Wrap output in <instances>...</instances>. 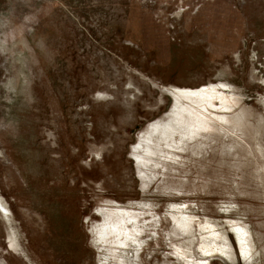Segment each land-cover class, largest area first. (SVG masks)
I'll list each match as a JSON object with an SVG mask.
<instances>
[{
    "label": "rangeland",
    "instance_id": "obj_1",
    "mask_svg": "<svg viewBox=\"0 0 264 264\" xmlns=\"http://www.w3.org/2000/svg\"><path fill=\"white\" fill-rule=\"evenodd\" d=\"M0 197V264H264V0H0Z\"/></svg>",
    "mask_w": 264,
    "mask_h": 264
},
{
    "label": "bare ground",
    "instance_id": "obj_2",
    "mask_svg": "<svg viewBox=\"0 0 264 264\" xmlns=\"http://www.w3.org/2000/svg\"><path fill=\"white\" fill-rule=\"evenodd\" d=\"M175 89L177 90L176 94L179 95V96H182L184 98H197V99L211 100V99L215 98V95H216V92L213 90V88L209 87V86H203V87L194 88V89L193 88H178V87H175ZM175 89H171V92L175 93ZM0 210L3 211V212H7L8 211V208L4 204V202L1 200V197H0ZM179 213H181V215H180L181 218H176L177 217L176 214H173V217L176 219V225L180 228V230L182 232H187L193 226V224H192L193 223V216L186 215L183 210H179ZM5 215H6V213H5ZM200 227L203 230H205V231L208 230L207 233L209 234V235L201 234L202 235V237H201L202 239H200L199 242L201 244L202 252H204L205 250H208L209 246H212V248L214 250L215 249L214 245H216V240H217L215 238H217V237H214V235H216V232H214V230H213V225L200 223ZM232 228L234 229V232H235V234L237 236V239H239V241H240L239 246H240L241 252L243 253V255L247 256V254L249 253L251 244H249V242H248L249 234H248V231H247L246 227L245 226L236 225L234 227L232 226ZM95 236H96L95 240H97L99 245H101L100 247H102V244L105 242V238H106V230L104 228L96 229ZM175 253L178 256L184 257V258L187 259L186 250H184V248L182 246L176 247V252ZM187 260H189V259H187Z\"/></svg>",
    "mask_w": 264,
    "mask_h": 264
},
{
    "label": "snow or ice",
    "instance_id": "obj_3",
    "mask_svg": "<svg viewBox=\"0 0 264 264\" xmlns=\"http://www.w3.org/2000/svg\"><path fill=\"white\" fill-rule=\"evenodd\" d=\"M239 243H240V241H239V239H237V244L239 245ZM241 255H243V253H241Z\"/></svg>",
    "mask_w": 264,
    "mask_h": 264
}]
</instances>
